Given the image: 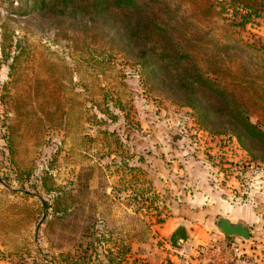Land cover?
Segmentation results:
<instances>
[{
  "label": "rangeland",
  "instance_id": "1",
  "mask_svg": "<svg viewBox=\"0 0 264 264\" xmlns=\"http://www.w3.org/2000/svg\"><path fill=\"white\" fill-rule=\"evenodd\" d=\"M209 1L208 23L164 3L264 129V0ZM49 9L0 0V264L230 260L218 202L264 213L263 151L210 131L102 18ZM258 240L237 247L260 259Z\"/></svg>",
  "mask_w": 264,
  "mask_h": 264
},
{
  "label": "trees",
  "instance_id": "2",
  "mask_svg": "<svg viewBox=\"0 0 264 264\" xmlns=\"http://www.w3.org/2000/svg\"><path fill=\"white\" fill-rule=\"evenodd\" d=\"M178 1L186 4L193 16H201L203 23L212 20L215 10L209 0ZM34 3L62 15L70 12L73 17L94 21L102 18L123 35L140 66L160 78L161 84L183 106L196 110L210 131L231 133L243 146L247 141L264 153V129L251 120L249 106L236 92L237 85L231 82L234 76L229 77V70L223 69L219 61L213 65L205 59L199 46L204 38L188 37L185 24L174 22L164 0H34ZM250 8L244 5L243 10ZM178 239H188L182 228L172 234V244Z\"/></svg>",
  "mask_w": 264,
  "mask_h": 264
},
{
  "label": "crops",
  "instance_id": "3",
  "mask_svg": "<svg viewBox=\"0 0 264 264\" xmlns=\"http://www.w3.org/2000/svg\"><path fill=\"white\" fill-rule=\"evenodd\" d=\"M217 211L225 216L226 219H228L233 224H235L236 222H244L250 228L251 234L257 232L259 235L257 251L264 250V213H258L255 210L252 211L249 205L244 204L242 206H238L237 204H229L228 202H218ZM164 225V231L169 232V234H173L175 230L182 224L181 222L177 224L173 221V219H170ZM215 237H217L216 234L212 235L211 238L215 239ZM194 238V235L191 234L190 238L186 240V244L194 245L196 242V240H193ZM240 241L241 239L239 238H232V246H237L238 244H240ZM183 242H185V240ZM228 260L229 254H225L224 256L220 257L215 256L213 259H207L203 256L201 258H196L195 264H225V262H227Z\"/></svg>",
  "mask_w": 264,
  "mask_h": 264
},
{
  "label": "water",
  "instance_id": "4",
  "mask_svg": "<svg viewBox=\"0 0 264 264\" xmlns=\"http://www.w3.org/2000/svg\"><path fill=\"white\" fill-rule=\"evenodd\" d=\"M217 225L219 230L227 237H238L247 243L252 242L250 230L244 222L233 224L225 217H220Z\"/></svg>",
  "mask_w": 264,
  "mask_h": 264
},
{
  "label": "built area",
  "instance_id": "5",
  "mask_svg": "<svg viewBox=\"0 0 264 264\" xmlns=\"http://www.w3.org/2000/svg\"><path fill=\"white\" fill-rule=\"evenodd\" d=\"M243 247V246H242ZM242 247L234 246L231 248V255L228 264H260L264 261V255L260 259H254L247 255Z\"/></svg>",
  "mask_w": 264,
  "mask_h": 264
}]
</instances>
